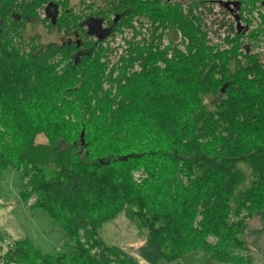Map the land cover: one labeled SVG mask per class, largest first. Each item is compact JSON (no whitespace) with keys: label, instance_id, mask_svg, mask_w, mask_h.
<instances>
[{"label":"trees","instance_id":"1","mask_svg":"<svg viewBox=\"0 0 264 264\" xmlns=\"http://www.w3.org/2000/svg\"><path fill=\"white\" fill-rule=\"evenodd\" d=\"M47 1L0 0V164L23 172L20 188H37L67 240L42 254L23 238L0 250V259L139 264L100 234V227L128 205L132 217L139 212L152 221L153 231L139 247L148 264L191 251L229 263L239 262L232 255L236 249L252 254L245 231L252 215L264 209V63L259 56L239 51L236 42L226 50L208 45L201 0H192L187 13L181 3L168 0H112L89 20L88 31L80 17L64 11L56 25L65 33L75 29L78 39L27 49L25 26L38 20ZM137 13L155 22L145 33L130 25ZM111 14L120 16L119 22ZM106 18L110 25L103 28ZM122 26H131L132 36L111 65L116 49L101 45ZM167 28L170 35L189 40L185 54L175 48L173 57L168 55L170 48L162 46ZM56 56L68 61L61 75ZM65 84L66 109L51 102ZM201 94L220 97L209 109ZM72 109L84 130L77 141L67 135L64 119ZM40 135L47 142H37ZM142 166L147 176L138 184L134 172ZM257 262L247 255L246 264Z\"/></svg>","mask_w":264,"mask_h":264},{"label":"rangeland","instance_id":"2","mask_svg":"<svg viewBox=\"0 0 264 264\" xmlns=\"http://www.w3.org/2000/svg\"><path fill=\"white\" fill-rule=\"evenodd\" d=\"M201 1H203L202 6L204 7L203 24H205V27L203 30L206 32L208 45L213 46L215 49L226 50L234 46L236 42L241 47L239 51L258 55L264 63V4L262 3L264 0H240L242 2L239 11L240 16H242L240 20L242 26L240 27L245 28L247 26V29L240 31V33L237 32L235 17L226 11V9H223L217 3L218 0ZM190 2L192 0H188L187 4H190ZM208 9L212 10V14L209 13ZM132 24L134 25V22L131 19L130 25ZM219 24L222 25L221 29L218 26ZM130 29L131 26L129 28L123 27L120 30L121 32L118 31L110 39H106L102 43V47H113L112 49H117L118 51L110 54L111 65H113L112 61H116L122 48L126 47V39L132 36ZM23 35V45L28 47L27 49H32L34 45L48 42H60L58 30L50 29L45 21L40 20L27 23ZM226 38H230L231 42H228ZM18 40L20 41V39ZM163 45L164 48L170 47L168 55L171 57L175 48L185 54L190 44L188 39H184V36L170 35V31H166L162 38ZM101 49L100 47L98 48V51L101 53V61L105 62L108 57H105V52L101 51ZM28 53L29 51L23 54ZM242 56V54L239 55L240 58H243ZM59 60L60 64L57 66L56 71L61 75L68 61L67 59L61 60L59 56L53 58V62ZM136 67L137 71L141 70L140 66L136 65ZM161 67L163 68L162 65ZM106 83L107 81L105 80L103 85L108 89L109 84ZM67 89H69V85L65 84L60 91L52 94V104L62 102L61 107L66 109L68 106L65 104L67 96H64L63 93H66L65 91ZM70 93L68 92V95ZM113 93H115V89ZM218 97L220 96L201 94L202 103L209 109L214 106ZM64 119L67 121L65 122L67 128L70 129L67 135L73 136L72 139L77 141L80 138L81 132L84 131L80 125L82 121L79 122L81 119L79 112L72 109L64 114ZM36 141L47 142V139L40 135ZM144 171L145 169L142 166L134 172V180L138 184L143 179H146L147 175ZM21 174L23 172L20 170L4 167L0 164V239H2L0 240V250L5 251L8 248V242L11 243L23 238H30L39 251L42 254H46L58 249L67 240L66 233L59 223L48 214L45 208L44 197L39 194L37 188H34V190L30 187L20 188L22 182ZM29 178L30 176L25 178L24 182L28 183ZM20 190L26 198L23 197L24 195L21 194ZM129 207L128 205L126 207L127 209H124V211L116 215L113 219L105 222L100 227V234L108 245H117L125 252L133 255L139 264H148L139 255V247L145 244L148 235L152 233V221L147 218L148 214L143 215L142 218L139 212L132 217L129 213ZM246 234L247 229L245 231ZM209 241L214 244L217 240L214 237H210ZM248 253L250 252L247 250H234L232 255L236 256L239 262L229 263L213 260L204 252L191 251L179 259L165 258L159 264H246L247 255L248 257L253 255L254 259H258L257 264H262L257 255ZM3 259H0V261Z\"/></svg>","mask_w":264,"mask_h":264},{"label":"flooded vegetation","instance_id":"3","mask_svg":"<svg viewBox=\"0 0 264 264\" xmlns=\"http://www.w3.org/2000/svg\"><path fill=\"white\" fill-rule=\"evenodd\" d=\"M65 1L66 0H50V1H47L45 4L42 5V7L39 8V11H38V20H40V21L46 20L45 22L47 24H50L49 25L50 29H57L58 30L59 36H60V42L64 39H68L70 41H75L78 39V34L75 32V29H73L69 33H65V30H61L60 27L58 25H56V23H57L56 21H58L60 18H62L64 11L69 13V14H73V15L80 17L81 23L83 24L82 25L83 30L88 31L90 29L89 20L93 16H96L95 13H97L99 11L101 12L102 10H104V8L106 9V7H108L107 4L112 0H68L67 5L63 6V2H65ZM168 1L173 2V3H175V2L181 3L182 7L185 6L183 8L184 12L186 11L185 13H187V9L189 6L187 4L188 0H168ZM241 6H242V4H241ZM222 7H223V5H222ZM232 8H234L233 4H230L228 7H223V9H226V11L230 12L231 14L234 13V14L238 15V20L240 21L242 16H240V14H237V13L231 11ZM40 15H43V16H40ZM136 16H137V20H139L138 21L139 22V28H138L139 30H143L144 26H148V25L152 26V24H155V22H153V21L151 22V20L149 19L148 16L145 17L143 15V13H137ZM110 17L113 20H116V22H119V20L121 18L120 16L118 17L116 14H111ZM147 17H148V19H147ZM235 21H236V23L239 22L237 20H235ZM140 22H142V23H140ZM51 23H53V24H51ZM109 25L110 24H109L107 18L104 19L103 22L101 23V26L103 28L104 27L107 28ZM164 27L166 28V26H164ZM164 27L160 26V29L164 28ZM168 29H170V28H168ZM243 30H245V28H243ZM239 31H242V30L239 29ZM78 45L80 46V42L78 43Z\"/></svg>","mask_w":264,"mask_h":264},{"label":"crops","instance_id":"4","mask_svg":"<svg viewBox=\"0 0 264 264\" xmlns=\"http://www.w3.org/2000/svg\"><path fill=\"white\" fill-rule=\"evenodd\" d=\"M247 245L259 259H264V210L253 214L247 225Z\"/></svg>","mask_w":264,"mask_h":264},{"label":"built area","instance_id":"5","mask_svg":"<svg viewBox=\"0 0 264 264\" xmlns=\"http://www.w3.org/2000/svg\"><path fill=\"white\" fill-rule=\"evenodd\" d=\"M225 1H229V0H225ZM230 1H240V0H230ZM219 2V0L217 1V3ZM220 3V2H219ZM218 3V4H219ZM242 3V2H241ZM263 4H264V1L262 2ZM221 4V3H220ZM221 6H222V4H221ZM223 7H225V6H223ZM233 9V12H235V13H237V14H239V11H240V9L239 10H234L235 9V6H234V8H232ZM232 11V10H231ZM232 15L236 18V20L237 21H239L238 20V15H236V14H234V13H232ZM236 25H237V32H240L239 31V29H241V30H243V27H240V26H242L241 25V23H240V21L239 22H237L236 23ZM134 26H135V28L138 30V28H139V23H138V20H137V18L135 19V21H134ZM246 27L247 26H245V29H246ZM148 29H149V25L148 26H144V29L143 30H140L142 33H145V32H147L148 31ZM166 31H169V29L167 28L166 30H164L163 32L165 33ZM118 32V31H117ZM116 32V33H117ZM160 32H161V30H160ZM115 35V34H114ZM178 35L181 37V34L180 33H178ZM112 36H110V37H107V40L108 39H110ZM164 46V45H163ZM5 242H6V240H5ZM8 244V247L9 248H11L12 246H13V242H11V243H7ZM8 249V248H7ZM0 264H17L16 262H14V261H11V262H9V263H7V262H4V260H1L0 261Z\"/></svg>","mask_w":264,"mask_h":264},{"label":"water","instance_id":"6","mask_svg":"<svg viewBox=\"0 0 264 264\" xmlns=\"http://www.w3.org/2000/svg\"><path fill=\"white\" fill-rule=\"evenodd\" d=\"M219 2L225 6L228 7L230 4H233L235 6L234 10H239L241 8V1H225V0H219ZM233 11V9H231ZM100 34V33H99ZM100 36V35H99ZM103 37L102 35L100 36V38ZM84 135V132H82V137Z\"/></svg>","mask_w":264,"mask_h":264},{"label":"bare ground","instance_id":"7","mask_svg":"<svg viewBox=\"0 0 264 264\" xmlns=\"http://www.w3.org/2000/svg\"><path fill=\"white\" fill-rule=\"evenodd\" d=\"M198 3H199V2H198ZM185 5H186V4H185ZM186 6H187V5H186ZM184 7H185V6H184ZM184 7H183V8H184ZM42 11H43V10H42ZM185 12H186V11H185ZM188 12H189V11H188ZM44 15H45V14H44ZM40 16H43V15H40ZM144 16H145V15H144ZM136 17H137V16H136ZM145 17H146V16H145ZM45 18H46V17H45ZM147 18H148V17H147ZM132 19H133V18H132ZM45 21H46V20H45ZM138 23H139V22H138ZM49 25H50V24H49ZM132 25H133V24H132ZM132 25H131V26H132ZM160 26H161V25H160ZM162 26H163V24H162ZM165 26H166V25H165ZM125 27H127V26H125ZM163 27H164V26H163ZM104 28H105V27H104ZM122 28H123V26H122ZM133 28H134V26H133ZM159 28H160V27H159ZM177 28H179V27H177ZM119 29H120V28H119ZM140 29H141V28H140ZM164 29H165V27H164ZM138 30H139V29H138ZM138 30L135 29V31H138ZM175 30H176V29H175ZM175 30H174V31H175ZM180 30H181V29H180ZM112 31H113V30H112ZM117 31L121 32L120 30H117ZM133 31H134V30H133ZM135 31H134V32H135ZM114 32H115V30H114ZM140 32H141V31H140ZM182 32H183V31H182ZM135 33H136V32H135ZM131 34H132V33H131ZM138 34H139V33H138ZM110 35H111V34H110ZM112 35H113V34H112ZM134 35H135V34H134ZM140 35H142V34H140ZM183 35H184V34H183ZM135 36H136V35H135ZM125 38H126V37H125ZM95 39H96V38H95ZM103 39H104V38H103ZM132 39H133V38H132ZM132 39H131V40H132ZM124 40H125V39H124ZM138 40H140V39H138ZM102 41H103V40H102ZM126 42H127V41H126ZM128 42H130V41H128ZM131 42H132V41H131ZM107 43H108V42H107ZM139 43H140V42H139ZM139 43H138V45H139ZM141 43H142V42H141ZM104 44H105V43H104ZM108 44H109V43H108ZM125 44H126V43H125ZM128 44H129V43H128ZM130 44H131V43H130ZM120 46H122V45H120ZM154 46H155V45H154ZM155 47H156V46H155ZM175 47H176V46H175ZM112 48H113V47H112ZM151 48H152V47H151ZM156 48H157V47H156ZM168 48H170V47H167L166 49H168ZM107 49H108V48H107ZM107 49H106V50H107ZM120 49H121V48H120ZM152 49H153V48H152ZM123 50H124V49H123ZM150 50H151V49H150ZM171 50H172V48H171ZM171 50H170V51H171ZM116 51H117V49H116ZM120 51H121V50H120ZM117 52H118V51H117ZM182 52H183V51H182ZM183 53H184V52H183ZM172 57H173V56H172Z\"/></svg>","mask_w":264,"mask_h":264}]
</instances>
